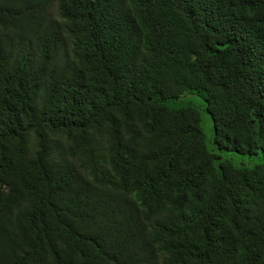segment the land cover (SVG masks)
Masks as SVG:
<instances>
[{"label":"trees","instance_id":"trees-1","mask_svg":"<svg viewBox=\"0 0 264 264\" xmlns=\"http://www.w3.org/2000/svg\"><path fill=\"white\" fill-rule=\"evenodd\" d=\"M0 264H264V0H0Z\"/></svg>","mask_w":264,"mask_h":264},{"label":"rangeland","instance_id":"rangeland-1","mask_svg":"<svg viewBox=\"0 0 264 264\" xmlns=\"http://www.w3.org/2000/svg\"><path fill=\"white\" fill-rule=\"evenodd\" d=\"M198 100H199V102L202 103V99L200 97ZM192 102L196 105H199L194 100H192ZM201 127H202V130L206 136V140L210 141V139H211V137H210L211 121H210L209 116L204 112H201Z\"/></svg>","mask_w":264,"mask_h":264}]
</instances>
